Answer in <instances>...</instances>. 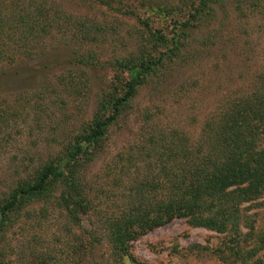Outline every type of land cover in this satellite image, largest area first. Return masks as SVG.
Instances as JSON below:
<instances>
[{
	"label": "rangeland",
	"instance_id": "1",
	"mask_svg": "<svg viewBox=\"0 0 264 264\" xmlns=\"http://www.w3.org/2000/svg\"><path fill=\"white\" fill-rule=\"evenodd\" d=\"M251 1L226 0L227 9L218 8L211 28L215 36L209 39L207 30L191 29L194 41L185 47V54L144 83L130 111L110 128L108 140L86 164L81 179L84 187L86 182L95 189L127 186L129 176L152 160L140 156L150 149L151 136L157 139L186 133L194 142L202 120L223 93L254 89L258 74H264V0L254 5ZM141 2L120 0L108 7L95 0H0V19L5 27L2 38L6 37L7 24L20 11L44 4L50 14L39 48L24 54L16 50L20 44L15 48L11 44L0 56V198L17 177L31 175L49 154L73 140L92 118L99 96L111 80L113 61L137 53L146 44L144 26L138 20L143 13ZM124 5L135 13L123 15L115 9L122 6L124 11ZM69 16L81 19L86 27L79 30L78 22L65 24ZM81 56L86 58L85 64L76 60ZM58 75L66 80L73 76L71 84H60ZM115 162L126 165L125 172L114 168ZM58 194L56 190L54 197ZM51 203L31 201L7 226L0 241L6 260L26 264L44 251L64 258L70 249L65 239L94 229L102 238L95 242L94 258L98 264H106L109 248L100 214L78 213L80 223L76 224L65 208ZM245 205L241 210L264 224V203L246 210ZM223 241L224 234L216 230L176 218L133 240L130 253L134 260L129 264H229L214 253ZM86 252L85 246L65 260L67 264H89ZM259 257L264 258V251Z\"/></svg>",
	"mask_w": 264,
	"mask_h": 264
},
{
	"label": "trees",
	"instance_id": "2",
	"mask_svg": "<svg viewBox=\"0 0 264 264\" xmlns=\"http://www.w3.org/2000/svg\"><path fill=\"white\" fill-rule=\"evenodd\" d=\"M95 1L111 7L120 0ZM141 1L144 7L138 20L144 26L146 44L137 53L113 61L111 80L102 90L92 118L73 140L49 154L31 175L17 177L9 192L0 198V241L4 230L27 204L43 200L51 201L58 209L65 208L76 224L80 223L78 213L100 214L109 248L106 264L133 262L131 242L176 218L224 234V241L214 249L222 261L264 264V258L259 257L264 251V224L241 210L244 203L245 210L264 203V74H258L252 90L223 93L202 120L194 142L186 133L161 135L157 139L151 136L150 149L140 156L152 160L145 163L142 171L129 176L127 186L95 189L87 182L84 187L81 182L86 164L108 140L110 128L130 111L139 88L162 74L161 67L185 54V47L194 41V37L190 38L191 29L207 30V39L215 36L212 29L217 10L227 9L226 0ZM251 2L254 5L258 0ZM124 7V11L122 6L115 9L123 15L135 13ZM27 9L20 11L11 23L6 22V37H0V56L11 44H15L14 48L20 44L16 50L24 54L41 46L50 14L44 4ZM2 19L0 33L5 29ZM65 19L62 21L69 25L78 22L79 30L86 27L81 19ZM94 25L99 29L98 24ZM206 40L201 38L202 43ZM76 60L86 63L84 56ZM72 77L66 80L58 75L57 79L62 85L69 81L71 84ZM118 167L122 173L127 169L115 162L114 168ZM56 190L59 194L54 197ZM98 239L102 238L95 235L94 229L87 230L80 237L65 239L70 249L64 258L48 251L40 256H33L32 252L33 261L26 264H67L66 257L85 246L89 264H98L94 258ZM6 256L0 247V264H10Z\"/></svg>",
	"mask_w": 264,
	"mask_h": 264
}]
</instances>
